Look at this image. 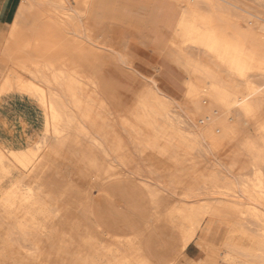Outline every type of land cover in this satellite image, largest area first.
<instances>
[{"label":"bare ground","instance_id":"1","mask_svg":"<svg viewBox=\"0 0 264 264\" xmlns=\"http://www.w3.org/2000/svg\"><path fill=\"white\" fill-rule=\"evenodd\" d=\"M103 1L89 0L86 10L81 11L71 0H21L9 29L0 27V38L2 36L6 38L0 46V96L9 93L27 95L35 99L44 112L42 132L33 143L22 148H7L0 145V233L3 234L0 264H8L10 261L16 264H74L73 256L67 254V249L75 243L80 250L81 264H152L154 258L150 252L153 243L156 242L152 233L153 226H157L161 232H171L174 236L164 242L170 250L169 253L167 252L168 256L163 252L156 251V254L153 252L156 257L159 255L165 259L163 264H171L173 259L169 257L173 258V253L181 255L196 238L198 228L205 218L210 222L213 219L225 222L230 228L244 227L258 236L260 246L256 257L250 258L247 253L225 241L221 246V252L217 254L220 262L227 264L232 262L234 257L245 256L255 264H264V12L262 11L249 12L253 19L247 20L245 17V25H243L245 29H236L218 23L213 14L206 15L199 12V6L202 5L199 2L207 0H188L185 3L182 0H152L151 4L144 6L151 14L150 21L171 25L176 32L173 34L174 37L180 36L185 27L183 42H188L198 49L195 55L198 61L194 65L193 72L199 73L202 82L200 79L198 80L200 82L192 80L186 82L183 100L186 98L185 101L187 100L192 108L187 105L191 109L183 110L184 107L182 106L181 109L180 106V110L177 107L176 110H179L177 111L179 114L183 110L186 115H188L186 110L189 112L195 110L199 113L197 115L199 117L194 116L196 112L194 114L190 112L193 114L188 115L191 121L182 119L174 106L173 110L168 107L172 99L168 100L167 95L168 106L160 100L163 97L155 96L158 94L146 95L145 90L142 91L145 94H142L141 90L146 89L143 86L148 85L145 82L142 85L143 89L140 88L139 93L135 95L137 110L133 107V103L131 106L130 103L126 111L131 115L130 119L133 116L139 125L146 127L145 129L148 130L146 134H150L152 141H162L166 147L173 148L180 156L190 159L194 172L189 177L198 179L202 185L199 189L208 191L210 197L207 201L188 200L199 196V192L201 193L198 192L199 189L194 194H189L188 191L184 194L180 191L183 193V198H187L188 201L167 206L158 199L156 187L153 188V185L150 187V184L142 182L146 213L142 220L131 223L129 226L131 233L119 235L106 230L105 228L108 227L101 219L96 218L92 199L94 186L79 189L70 183L71 185L63 186L55 204H51L31 186L25 184L29 174L38 165L43 150L48 151L52 148L53 142L62 145L74 139L87 141L92 150L102 157L101 163L96 157H91L89 164L94 170L93 180L98 187L106 183L115 188L120 184L122 174L135 176L142 171L137 167H128L123 160L120 131L106 130L105 127L97 125L92 121L90 114V108L103 107L107 114H113L112 118L116 115L117 121L123 124L119 125L122 129L125 126L120 111L106 106L111 100L108 93L111 84L103 79L105 65L102 61L103 53L98 47L100 43L88 30L94 12H96L95 22L98 23ZM257 2L264 5V0ZM223 3H227V0ZM134 6L129 1L118 0L116 12L126 16L121 19L141 21V18L132 12ZM204 8L207 9L208 6ZM239 25L237 24L238 27L242 26ZM176 34L178 35L175 36ZM41 38L55 40L60 51L58 59L37 60L34 68L28 70L31 75L29 80H17L12 69L16 66L26 68L23 60L32 53L30 45ZM256 40L260 43L257 44ZM191 45L189 46L192 47ZM159 52L162 51L156 53ZM125 58L129 60L128 57ZM121 60L124 63L123 57ZM128 62H126L127 66H131L132 62ZM220 64L229 74H233V77L236 75L245 79V86L238 82V85L244 86V90L237 88L241 90L237 91L231 88L233 85L212 74ZM224 69L222 72L225 71ZM130 71L133 72V69L131 68ZM153 88L156 93L157 88ZM148 89L147 87V91ZM157 92L160 95V90ZM170 103L178 105L181 102ZM183 104L186 102L180 105ZM224 112H231L234 117L244 116L245 132L243 127L241 129L235 125L234 129V125L219 118V114ZM240 118L241 116L239 121L243 125L241 121L243 118ZM126 121L131 124L133 119ZM182 124L189 125L190 130L186 131L187 126L184 129ZM129 127L126 130L132 133L134 128L132 125ZM249 127L253 129V133H250ZM201 141L207 146L201 147ZM226 144H233L232 147L237 144L243 148V151L245 150L247 159L242 162L245 164H243L245 173L239 172L240 163L236 167L232 164L227 165L225 161L231 171L232 167L239 169L238 186L228 178L229 175H219L218 167L224 163L220 162L223 156L219 154ZM229 151L236 152L232 149ZM209 153H216L220 160L208 159L206 155ZM207 165L213 168L208 169ZM124 167L127 168L126 171L122 170ZM6 179H9L7 187L3 185ZM162 188L163 191L168 189L164 186ZM206 192L204 195H207ZM128 203L136 212L137 203L133 199ZM65 208L74 210L80 220L82 238L79 235L71 236L60 226L58 215ZM198 245L204 254L208 251V246Z\"/></svg>","mask_w":264,"mask_h":264},{"label":"rangeland","instance_id":"2","mask_svg":"<svg viewBox=\"0 0 264 264\" xmlns=\"http://www.w3.org/2000/svg\"><path fill=\"white\" fill-rule=\"evenodd\" d=\"M187 1L188 0H182L183 3ZM222 1L226 2V0ZM20 2L21 0H16L14 2L13 7L11 8V12H9L8 20L3 25L7 5L6 0H0V27L4 26L5 29H9L10 23L15 16L17 5ZM223 2H221V0H207L204 2L200 1L199 3L204 6L198 3V6L200 5L199 7H202V9L198 7V10L199 12L206 15L213 14L217 18L218 23L226 24L230 28L236 29H245V26H243L245 25V17L247 18V20L253 19V16L250 15L249 12H264V5L257 2V0H227V3ZM206 6H208L207 9L204 8ZM132 12L135 13L139 18H141V21L121 19V17L116 18L115 16H113L112 10L110 8H107L103 23L101 25L95 22L96 12H94V14L92 15L91 22L88 25V30L92 33V37L94 39H97V42L100 43L98 44V47L103 53L102 61L105 65L103 69V79L111 84L108 91L111 100L106 106L109 109L112 108L114 110L120 111L119 113L120 115L122 114L121 116L124 118L123 120H125L124 125L126 127L123 126L122 129L121 126L123 124L117 121L115 113V116L112 118L111 116L113 114H107L103 107L94 106L90 108V114L92 116V121H94L97 125L105 127L106 130L115 132L120 131L119 136L121 138V156L123 160H125V163L128 167H137L142 171H140L139 175L135 176H132L130 174L128 175L126 173L122 174L119 181L120 184L115 188H113V186L106 185V183L98 187L93 180L94 170L89 166L91 160L90 158L96 157L99 163H101L103 159L95 150H92L93 148L87 141L74 139L69 142L63 143L62 145L58 142H53L52 148H49L48 151L46 149L43 150L40 153V160L38 165L29 174L25 182L26 185L31 186L51 204H55L57 198H59L63 186H68V184L70 183H73V185H76L77 187H79V189H86L90 187V185L94 186L92 188V199L96 218L103 221V224L108 227L105 228L106 230L119 235H127L131 233L132 230L129 227L131 223L142 220L146 213V198L142 182H145L148 185L150 184V187H152L151 185H153V188L156 187L158 191V199H160L162 203L166 204L167 206L174 204L178 205L179 202L186 201L187 198H183V193L187 194L188 191L189 194H194L197 193L196 191L199 189V187H202V185L200 184L201 182L198 179L189 177V175L193 174L194 172V166L188 157L180 156L177 150L166 147V145H164L162 141H152L150 134H146V131H148L145 129L146 127H142L141 124L139 125L138 121L134 120L133 116V121L131 122V124H129V121H126V119L132 120L130 119L131 115H129V113L126 111V108L130 103V106L133 103V107L137 110V100L135 95L136 93H139L138 91L143 89L144 87L146 89L141 90V92L145 90L146 95H151L152 93L154 95L158 94L155 96H158L159 98L163 97L160 100H163L165 103L169 102L167 101L166 95L169 98L168 100L172 99V101L170 102L175 101L177 104L178 102H186V104L183 105H180L181 103L178 105H171L172 103L169 102V106L166 103L170 109L173 110L174 106L175 110L177 108L180 110V108L182 109L183 106V110H185L186 108L187 110H189L191 104L187 100L185 101L186 98L183 100L185 96V84L189 80L200 82L198 81L200 79L202 82V78H200L199 73L196 71H194L195 73L193 72L194 65H196V62L198 61L196 58L197 56H195L198 52V49L188 42H183L185 36V27L183 28L180 36H178L179 38L174 37L173 34H175L176 32H174L171 25L155 20L150 21L149 19L151 18V14L141 3L136 4L132 9ZM237 24H240L242 26L239 25L240 27H238ZM177 35L178 34H176L175 36ZM5 39V36H2L0 38V46L2 42L5 41ZM176 41L179 43H177ZM170 43L172 45H170ZM256 43L258 44L260 43V41L256 40ZM189 45H191L192 47H190ZM30 46L32 53L25 56L23 60V62H25L26 64V68L16 66L14 69H12V72L17 76V80H29L31 75L28 70L34 68L37 60L40 61V59L43 58H47L50 61L57 60L60 55L59 47L56 44L55 40L52 38H41L39 41L33 42ZM156 49L158 51H162L161 53L159 52L160 55H157L159 54L156 53L158 51H154ZM97 55L98 57H100V53H98ZM121 56L124 60L126 59L125 57H128L129 60L123 61L125 63L124 64L121 62ZM130 61L132 62L131 66H127L126 62L130 63ZM123 64L126 65L127 68ZM130 67L133 69V72L130 71ZM220 67L224 69L220 64V66H217V69L214 68L216 70H214L212 74H216V76H218L220 80L228 83L229 85H233L235 88L233 86L231 88L237 91H241L237 88H241L242 90L245 89V79L239 77V80L238 76L235 75V77H233V74H229L225 69V71L222 72V69ZM218 69L219 71H217ZM139 73L143 78L145 77V79L140 77L141 75ZM230 77L233 79H231ZM236 77L238 78V80ZM149 78L151 80H149ZM152 79L153 81H155V83L152 81ZM150 81H152L153 83ZM144 82L148 85L149 83L151 84L149 86L145 85L142 88ZM238 82H240L242 85L244 84V86H242L241 84L238 85ZM235 84L238 86H235ZM147 87L149 89L152 88V90L148 89L147 91ZM153 87H156L158 89H156V93H154L155 88ZM159 90L160 95L159 92H157ZM142 94L145 93L142 92ZM29 98L37 104L39 110V118L37 126L35 128V133L29 135L25 142L17 144L18 146L15 145L16 147L20 148L33 143L38 138V135L41 134L44 126V112L42 107H40L35 99L31 97ZM133 100L135 101V103ZM187 105H190V107ZM122 110L126 113V116H124L125 113H123ZM179 110H176V112H179ZM183 110L180 111V114L178 112L177 113L181 116L182 119L184 118V120L187 121H191L190 118H188L189 114L193 115L194 112L197 113V111H195L194 109H192L194 111L190 110V112H193V114L186 110V112H188V115H186L185 111ZM183 112L185 114H183ZM231 112L233 113V110ZM231 112H224L223 114H219V118L224 120L226 123L232 124V126L234 125V129L236 127L235 125H238L237 128L243 127V132H245V117L239 115V117L241 116V118H243L241 120L243 122L242 125V123L239 121V117H234ZM196 113L194 114V116L196 115L195 117L198 118L199 116L197 115H199V113ZM232 118H234V120ZM128 125H132L134 128V131L132 133L126 130L130 128ZM182 125L184 126V129L185 126H187L186 131L190 130V128H188L189 125ZM250 128L251 127H249V129ZM249 131H251L250 133H253L252 128ZM243 134L245 135V133ZM237 136H239V134H237ZM200 144L203 148L204 146H207L204 141H201ZM229 145L226 144L224 145L225 147H223V149L227 147L225 149H228L226 152L222 149V151H220V153H222H218L219 156H223L220 158L221 160L218 158L219 156L216 155V153H213L214 155L209 153L206 156L208 159L216 161L220 160V162H224H221L223 165H220L218 167L220 170L219 175H229L228 178L238 186L239 172L243 171L245 173V164L242 162H245L244 160L247 159V157L245 156V150L243 151V148H241V146L237 144L235 146L234 144L235 147H232L231 145L233 144ZM229 149L236 150V152H231L229 151ZM239 150L241 152H239ZM229 152L231 153L228 155L227 153ZM240 153L243 154V156H241ZM196 156L198 157V155ZM228 160H230V163L228 162ZM225 161L227 165L232 164V166L236 165V167H238L237 165H239L240 163V167H242L244 170L240 167H238L240 170L238 168L232 167L233 170L231 171V169H229V166H226ZM207 168L211 169L213 167L208 166ZM122 170L126 171L127 168L124 167ZM136 176L138 180L136 179ZM144 176H146L147 178L145 177L144 179ZM4 182L3 185L7 187V185L9 184V179H6ZM163 186L167 187L168 189L170 188V190L166 189L167 191H163ZM180 191H182L183 193ZM199 191H201V193L203 194H201ZM198 192L199 196L192 199L188 198V200L193 201L195 199L207 201L209 199L210 195L209 193H207L208 191L206 192L204 189H199ZM204 192H206L207 195H204ZM130 199H133L134 202L137 203L138 208L136 212H134L129 207L128 202L130 201ZM58 219L63 231H66L71 236L79 235V237L82 238V227L80 226V220L76 217L74 210L65 208L58 215ZM213 226L215 227V229L210 236L212 240V246L210 245L211 247L206 252V255L204 256L205 258L212 250H216L217 254L218 252H221V246L225 241L235 245L243 253H247L250 258L256 257L260 245L258 236L253 231L240 226L230 228L228 225H226L225 222H219L215 219L210 222L208 218H205V220L202 221L200 227L198 228L196 238L191 242L198 247L200 253L204 254L203 250L199 247L198 244L209 246L206 237ZM152 233L154 239L156 240V242H154L151 247L152 252H150L152 254V257L154 258V262L152 264H163L165 259L159 255L156 257L153 252L156 254V251H159L167 255V252L169 253L170 250L167 249V244H165L164 242H167V240L170 239V237L173 235L171 232H161L157 226H153ZM1 234L2 233H0V245L2 244L3 237V234ZM171 238H174V236ZM67 254L73 256L72 263H82L81 258H79L80 250L76 243L68 247ZM169 259H173L176 261L173 264H190V258L187 257L184 252L181 255L173 253V258L171 256L169 257ZM8 264L16 263H11L10 261L8 262ZM227 264H255V262L252 260H247L245 256H239L234 257L232 259V262H227Z\"/></svg>","mask_w":264,"mask_h":264},{"label":"crops","instance_id":"3","mask_svg":"<svg viewBox=\"0 0 264 264\" xmlns=\"http://www.w3.org/2000/svg\"><path fill=\"white\" fill-rule=\"evenodd\" d=\"M15 1L16 0H6L7 8L5 10L6 13L3 20V25L8 20L9 12H11V8L13 7ZM71 1L74 6L81 11L86 10L89 3V0ZM124 1H129L134 5L141 3L143 6H148V4H151L152 2V0ZM117 5L118 0H104L101 15H98L99 18L97 24L101 25L103 23L107 8H110L112 10L113 16L115 17H126L125 15L116 12ZM38 118V106L28 96L20 93H9L0 96V144L7 148H20L16 147L15 145L25 142L29 135L35 133ZM214 229L215 227L213 226L206 237V240L209 244L208 249L212 246V240L210 236L214 232ZM183 252L187 257L190 258V264H225L218 260L216 250L210 251L205 258L204 256L206 255V253L204 255L200 253L198 247L192 243H190ZM175 262L176 261L173 260L171 264Z\"/></svg>","mask_w":264,"mask_h":264}]
</instances>
